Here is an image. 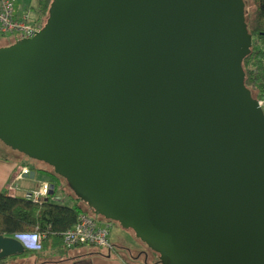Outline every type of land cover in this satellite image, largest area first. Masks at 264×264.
Instances as JSON below:
<instances>
[{"label":"water","instance_id":"obj_1","mask_svg":"<svg viewBox=\"0 0 264 264\" xmlns=\"http://www.w3.org/2000/svg\"><path fill=\"white\" fill-rule=\"evenodd\" d=\"M251 41L244 0H51L38 32L0 47V141L159 264H264ZM24 251L0 235V259Z\"/></svg>","mask_w":264,"mask_h":264},{"label":"trees","instance_id":"obj_2","mask_svg":"<svg viewBox=\"0 0 264 264\" xmlns=\"http://www.w3.org/2000/svg\"><path fill=\"white\" fill-rule=\"evenodd\" d=\"M50 2L51 0H36L37 18L41 22L46 20ZM252 5L254 18L248 29L252 36L251 47L241 66L245 87L254 99L264 101V0H252ZM262 110L264 112V105ZM36 171L52 177L47 181L53 185V194L56 191L54 182L60 184V180H64L54 174L52 169L48 171L36 168ZM71 194L74 200L80 201L72 191ZM50 196L44 200L33 201L23 195L11 194L6 190L0 191V235L9 237L20 234L40 235L38 256L44 251L54 254L63 248H72L73 246H65L63 233L73 226L79 214L89 215L92 212L84 202L86 208H82L77 202L60 203L51 200ZM30 251L25 249L20 256H25ZM0 264H4V259H0ZM154 264L159 263L157 261Z\"/></svg>","mask_w":264,"mask_h":264},{"label":"rangeland","instance_id":"obj_3","mask_svg":"<svg viewBox=\"0 0 264 264\" xmlns=\"http://www.w3.org/2000/svg\"><path fill=\"white\" fill-rule=\"evenodd\" d=\"M35 3L36 0L33 4ZM29 17L30 19H34L35 13L32 12ZM244 18L247 29H250L254 18L252 0H244ZM43 24L44 22H42ZM16 40L17 37L14 34L1 36L0 47L11 45ZM0 149L4 153H0V191H3V188H5L4 190L8 193L25 196L26 191L30 189L28 186L30 183L25 181L26 179L33 178L35 181L40 182L44 179L52 178L51 176L36 171V168L51 171L48 165L30 159L7 146L3 147L4 150L2 148ZM14 163L16 166H19L18 168H29L30 173L22 174L24 177L22 176L18 180L16 176L21 170L16 169L13 176L9 178L10 173L8 171L10 172ZM54 186L56 191L50 196L51 200L63 204L77 202L82 208H86L83 202L74 200L70 188L64 180H60V184L54 182ZM89 215L101 224L107 222L101 216L94 215L93 213ZM109 223V239L112 245V250L109 255L106 247L90 245H78L70 249L63 248L54 254L43 252L39 256L37 254L40 248L29 247V250L32 249L33 251L31 250L25 256L15 255L7 257L4 264H151L152 262L154 264L158 261V259L156 260L157 256L154 252L137 238L131 229L121 228L120 224L115 221H109ZM145 256L147 257L145 258Z\"/></svg>","mask_w":264,"mask_h":264},{"label":"built area","instance_id":"obj_4","mask_svg":"<svg viewBox=\"0 0 264 264\" xmlns=\"http://www.w3.org/2000/svg\"><path fill=\"white\" fill-rule=\"evenodd\" d=\"M15 1L16 0H0V34H14L17 40L30 38L35 32L40 30L42 22L39 18L30 19L27 12L16 15L14 13ZM31 31L32 33L29 36ZM258 102L261 107L264 105V101ZM24 173H30V171L26 168H22L16 178L18 180L21 179ZM25 181L30 183V189L26 191L25 196L33 201L44 200L53 192V185L47 180L37 182L33 178H28ZM109 233V222L101 224L92 218V216L79 214L73 226L63 233L64 244L66 247L90 245L106 247L108 250H111L112 245L110 243ZM13 237H16L25 246V249H30L29 247L40 248V235L20 234Z\"/></svg>","mask_w":264,"mask_h":264},{"label":"crops","instance_id":"obj_5","mask_svg":"<svg viewBox=\"0 0 264 264\" xmlns=\"http://www.w3.org/2000/svg\"><path fill=\"white\" fill-rule=\"evenodd\" d=\"M35 0H16L15 1V5H14V13L16 15H20L22 13H25L27 12L29 14V16L31 15V13H35V18H37L38 14H37V11H36V3H34ZM1 36H4V35H1L0 34V37ZM15 164V163H14ZM13 164V167L12 169H10V172L8 171V173H10V177L11 178L13 176V174L16 172L15 170H21L20 168H18L19 166H16V164L14 165ZM23 168V167H22ZM30 187V185H28ZM5 188H3L4 190ZM53 192L50 194L52 195ZM112 250V249H111ZM111 250H108V255L110 254V251ZM45 252V251H44ZM48 253H50L49 251H47ZM57 253V252H56ZM42 255V254H41ZM5 260L6 258L4 259V263H5ZM61 262V261H60Z\"/></svg>","mask_w":264,"mask_h":264},{"label":"flooded vegetation","instance_id":"obj_6","mask_svg":"<svg viewBox=\"0 0 264 264\" xmlns=\"http://www.w3.org/2000/svg\"><path fill=\"white\" fill-rule=\"evenodd\" d=\"M0 144L4 147L5 145L0 141ZM0 145V148H2L3 149V147ZM4 150V149H3ZM15 151V150H14ZM0 153H3V151L0 149ZM4 154V153H3ZM2 154V155H3ZM21 169V168H20ZM147 256H145V258H146Z\"/></svg>","mask_w":264,"mask_h":264}]
</instances>
